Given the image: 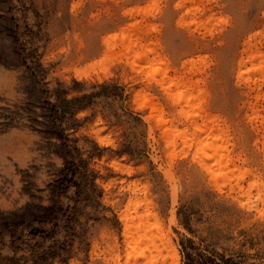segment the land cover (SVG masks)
I'll return each mask as SVG.
<instances>
[{
    "label": "rangeland",
    "instance_id": "rangeland-1",
    "mask_svg": "<svg viewBox=\"0 0 264 264\" xmlns=\"http://www.w3.org/2000/svg\"><path fill=\"white\" fill-rule=\"evenodd\" d=\"M0 209V264L264 260V0H0Z\"/></svg>",
    "mask_w": 264,
    "mask_h": 264
},
{
    "label": "bare ground",
    "instance_id": "bare-ground-1",
    "mask_svg": "<svg viewBox=\"0 0 264 264\" xmlns=\"http://www.w3.org/2000/svg\"><path fill=\"white\" fill-rule=\"evenodd\" d=\"M257 54L256 53L252 54V56H253L251 58L252 64H258L260 62L261 56L257 55ZM240 66H241V63H240ZM258 70L260 71L261 68H259ZM175 100L178 101V98H175ZM176 101H175V104H178V102H176ZM181 106L182 107H181L180 112L181 113H186V109H187L186 103H184V105L181 104ZM151 108H152L153 112H158L160 116L163 115V111L161 109H159V107H157L156 105H152L151 104ZM159 122H161V120H159ZM204 145L202 143L198 144L195 152L193 153L192 161H193V163L195 165H197L199 167L198 169H200L202 172H204L206 175H208V177H209L208 180L214 181L215 179H217L220 176L223 177V173H222L223 172V167H224L225 170H227L229 167H234V166H233V163L230 162L231 159H229L226 155H223V152H220L217 155V159L214 161V164H209V162H207V161L205 162V160H207V157L210 156L208 154V152L212 151V149H210V147H209L211 145L206 144L208 146L207 148H205ZM214 150L218 152L217 148H215ZM240 187L241 186L239 185V189H240ZM123 221H125V222H123L125 228L123 229V232H122L123 242H124L125 246H128V244L130 245L131 243H133L134 239L131 240L132 238L128 237V234H129V231H130L129 230V223L130 222L127 219V217H125V218L123 217ZM169 248H170V251L172 252L171 256H168L169 259H171V263L170 264H178V257H177V254H176L174 248H172V247H169ZM158 253L156 254L157 255L156 257L159 256ZM139 258L142 259L143 256L141 254H138V255H136L134 257H127L126 261H125V264H130V260L134 261L133 264H140V262L138 263V259ZM149 258L150 259L148 261H146L145 264H155L156 263L155 261H157V259H155V257H149ZM161 258L162 257L160 255V259ZM158 263H159V261H158Z\"/></svg>",
    "mask_w": 264,
    "mask_h": 264
},
{
    "label": "clouds",
    "instance_id": "clouds-1",
    "mask_svg": "<svg viewBox=\"0 0 264 264\" xmlns=\"http://www.w3.org/2000/svg\"><path fill=\"white\" fill-rule=\"evenodd\" d=\"M205 148H207L208 146L205 144L204 145ZM212 157V156H211ZM213 159V157H212ZM0 211H3V209H0ZM261 252V251H260ZM261 253H264V252H261ZM254 253L250 254V255H253ZM247 264H264V260H259V261H256V260H248L247 261Z\"/></svg>",
    "mask_w": 264,
    "mask_h": 264
},
{
    "label": "snow or ice",
    "instance_id": "snow-or-ice-1",
    "mask_svg": "<svg viewBox=\"0 0 264 264\" xmlns=\"http://www.w3.org/2000/svg\"><path fill=\"white\" fill-rule=\"evenodd\" d=\"M157 71H158V70H157ZM100 143L103 144L104 141H100ZM207 159H208V160H212V157H211V156H208ZM262 215H264V213H262Z\"/></svg>",
    "mask_w": 264,
    "mask_h": 264
}]
</instances>
